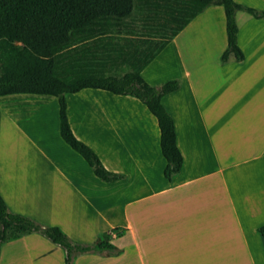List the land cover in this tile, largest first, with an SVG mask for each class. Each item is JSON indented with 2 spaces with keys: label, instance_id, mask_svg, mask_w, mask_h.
Segmentation results:
<instances>
[{
  "label": "crops",
  "instance_id": "obj_1",
  "mask_svg": "<svg viewBox=\"0 0 264 264\" xmlns=\"http://www.w3.org/2000/svg\"><path fill=\"white\" fill-rule=\"evenodd\" d=\"M215 19L220 21L221 40L197 38L194 31L198 24ZM224 29V7H208L142 71L143 78L155 86L170 79L182 84L162 99L175 120L177 143L184 157L183 169L173 180L164 175L167 161L161 151V131L148 107L133 96L94 88L68 96L70 123L76 136L98 153L104 165L123 177L106 182L83 162L72 175L64 168L59 172L78 200L104 201L95 208L102 221L110 220L108 200L117 197L132 200L129 195L133 193L141 198L168 193L197 179L205 190L225 182L229 200H200L199 233L202 252L206 251L202 264H264V236L259 232L264 225V18L251 15L243 27L239 25L242 62L233 54L226 62L221 60L228 46ZM83 92L84 98H77ZM166 97H170L167 102ZM84 99L105 104L101 105L103 136L86 137L76 130L78 120L83 119L78 111ZM234 173L247 176V192L240 193L236 187L232 191L228 180L235 185ZM131 205L127 202L120 209L125 217L121 221L127 225L121 239L126 246L120 253L87 252L85 258L94 259L89 264H116L131 252L141 254L138 226L127 216Z\"/></svg>",
  "mask_w": 264,
  "mask_h": 264
},
{
  "label": "trees",
  "instance_id": "obj_2",
  "mask_svg": "<svg viewBox=\"0 0 264 264\" xmlns=\"http://www.w3.org/2000/svg\"><path fill=\"white\" fill-rule=\"evenodd\" d=\"M221 5L226 16L231 54L244 61L238 41L237 11L264 18V10L236 0H0V97L29 94L58 98L60 134L95 175L115 182L123 175L109 170L98 153L74 133L68 116V96L94 88L130 95L157 118L160 146L168 180L179 174L184 157L177 143L175 120L164 105L165 95L181 88L179 79L159 86L142 71L208 7ZM264 236V225L259 228ZM41 233L66 251V263L87 252H115L114 244L78 243L58 226H44L12 212L0 193V250L10 239Z\"/></svg>",
  "mask_w": 264,
  "mask_h": 264
},
{
  "label": "rangeland",
  "instance_id": "obj_3",
  "mask_svg": "<svg viewBox=\"0 0 264 264\" xmlns=\"http://www.w3.org/2000/svg\"><path fill=\"white\" fill-rule=\"evenodd\" d=\"M236 1L264 10V0ZM250 17L245 10L237 11L236 18L241 27ZM218 21L198 24L194 31L197 38L206 41L212 36L220 41L222 31ZM224 37L226 39L225 29ZM85 94L76 96L84 98ZM169 98H165L166 102ZM77 103L78 100L74 102ZM101 105L103 103L97 100L80 101L82 108L79 107L78 116L83 119L75 126L78 133L93 138L103 136L105 114ZM198 130L200 132L199 127ZM81 162L90 168L61 137L57 97L28 94L0 97V192L12 212L26 215L44 226H58L74 242L112 243L116 251L107 252L111 254L120 253V248L127 244L121 241L127 225L121 221L125 217L120 209L130 202L127 216L138 226L141 254L131 252L116 264H202L206 251L202 252L204 247L199 233L200 200H229L225 182L213 190H205L201 179H197L189 186L168 193L144 198L133 193L129 195L132 200H127L126 196L117 197L108 200L110 220L102 221L97 218L95 208L104 201L89 200L87 203L78 200L60 175L59 169L63 168L72 175ZM233 175L235 185L228 180L232 191L236 187L240 193L247 192V176ZM85 256L86 253L74 255L73 264L94 261ZM65 258V249L41 233H27L10 239L0 250V264H31L30 261L32 264H67Z\"/></svg>",
  "mask_w": 264,
  "mask_h": 264
}]
</instances>
